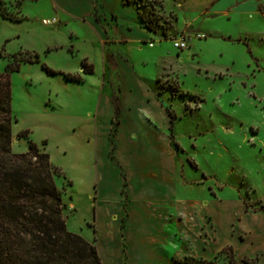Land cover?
Masks as SVG:
<instances>
[{
  "label": "rangeland",
  "instance_id": "rangeland-1",
  "mask_svg": "<svg viewBox=\"0 0 264 264\" xmlns=\"http://www.w3.org/2000/svg\"><path fill=\"white\" fill-rule=\"evenodd\" d=\"M214 1L131 0L153 31L111 45L131 88L116 125L107 85L62 84L40 67L85 58L101 77L92 26L112 0H21L19 20L0 15V72L18 62L10 149L30 140L50 154L65 226L94 240L103 264H225V245L234 264H264V0ZM32 52L38 62L21 60ZM93 116L95 134L80 125Z\"/></svg>",
  "mask_w": 264,
  "mask_h": 264
},
{
  "label": "trees",
  "instance_id": "trees-1",
  "mask_svg": "<svg viewBox=\"0 0 264 264\" xmlns=\"http://www.w3.org/2000/svg\"><path fill=\"white\" fill-rule=\"evenodd\" d=\"M123 1L131 3V0ZM20 4L21 0H14V10H5L0 5V15L19 20ZM133 6L140 25L153 31L143 11ZM30 54L21 60L39 61L36 53ZM17 66L18 62L14 61L0 72V264H102L94 240H86L65 226L60 192L54 181L57 167L49 161L48 154L30 140L25 151L16 153L10 149L12 116L8 71L16 70ZM40 67L47 74L60 72L65 79L81 80L77 73L57 71L42 62ZM80 68L85 73L92 71L91 63L85 58L80 60ZM110 101L116 125L120 113L117 96L111 95ZM165 112L173 115L167 107ZM16 135L26 136V131ZM219 251H227L225 264H234L230 245L222 246ZM182 263L185 261L172 258L171 264ZM193 264L212 263L199 257Z\"/></svg>",
  "mask_w": 264,
  "mask_h": 264
},
{
  "label": "crops",
  "instance_id": "crops-1",
  "mask_svg": "<svg viewBox=\"0 0 264 264\" xmlns=\"http://www.w3.org/2000/svg\"><path fill=\"white\" fill-rule=\"evenodd\" d=\"M112 1H113L112 4H110L109 6H107L105 8L102 5V8L100 9L101 11L99 13L100 16H102V17L99 16V18H98V16L93 15L94 18H92V14L89 13V15H91V16H89L88 21L93 20V19L98 20V19L102 18L101 19L102 21H97L98 23L95 22V24L93 23L94 26H92V29H93L95 36H96V40H95L96 44H97L96 47L98 48L97 50L99 52V59H100L99 71L101 72V77H99V78L93 77V74H91V73L95 72V70H96L95 64H93V62H90L92 65V71L89 73L82 72L81 68H80V63H79V67H77V65H78L77 62H76L75 68H73L71 70H70V68L61 67V66H59L55 69V70L61 71V72L77 73V74H79V76L81 78L80 81L65 79L60 72L48 74V75H56L57 76L56 77L57 79H55L56 82L61 81L62 84H66L68 82H69V84H73V85H77V84L79 85V84H84V83L89 84V82H92L91 80L96 81V82L99 80L101 88L105 85L108 86L109 92L104 95V99H105L104 102H106V105L108 103V98H109V102H110V95L112 94L108 80H107V74L110 72L112 75H115V76L117 75L116 76V79H117L116 90H117L119 107H120V110L122 112V110H123L122 108L124 105L127 106V108L130 107L128 103H130V94H131L130 89L131 88L128 87V83L124 79L122 74H120V73L115 74V69H116L120 59L116 58V54H115L114 50L111 48L112 47L111 45L115 44L116 42L117 43H120V42L123 43V42H138V40L144 41L147 38L146 32H148L149 30H146L144 27H142L140 25L138 18H137V15H136V12H135V9H134V6L131 3L124 2L123 0H112ZM125 5H131L133 8V11ZM96 15H98V14H96ZM71 16H73V15H71ZM75 16L79 17V18H84V16H86V19L88 18L87 14L81 15V13L76 14ZM110 29H114V31L112 32L113 33L112 35L109 34V32H108ZM133 31H135L136 35H134L132 33ZM124 59L126 61V58H124ZM29 63H33V62H29ZM119 66H120V64H119ZM132 69L133 68L130 65L129 70H132ZM131 74H132L133 78L136 75L133 71L131 72ZM53 82H55V81H53ZM97 107H98V104H97ZM143 115H144V113L141 112L140 116H142L144 118L145 116H143ZM75 117H77L78 119L82 118V117H78L76 115H75ZM147 120L149 123H151V121L149 119H147ZM84 123H86L85 127H87L88 133H90V128H91V132L93 134H95V132H96L95 116L92 117L91 122L90 121L89 122L82 121L80 125L83 126ZM41 143L44 144L45 142H41ZM42 149H43V147H42ZM47 154H48V159H50V154L49 153H47ZM231 248H232V246H231ZM192 255H198V254H192ZM243 257H241V258H243ZM102 264H103V262H102Z\"/></svg>",
  "mask_w": 264,
  "mask_h": 264
},
{
  "label": "built area",
  "instance_id": "built-area-1",
  "mask_svg": "<svg viewBox=\"0 0 264 264\" xmlns=\"http://www.w3.org/2000/svg\"><path fill=\"white\" fill-rule=\"evenodd\" d=\"M43 23H49L52 22L51 19H42ZM202 36V34H197V37ZM149 44H151V42H149ZM172 45L176 48H184L186 47V43L184 40V36L183 35H178L175 38L173 37L172 40Z\"/></svg>",
  "mask_w": 264,
  "mask_h": 264
}]
</instances>
